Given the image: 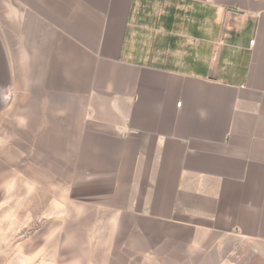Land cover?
I'll use <instances>...</instances> for the list:
<instances>
[{"label": "crops", "instance_id": "crops-1", "mask_svg": "<svg viewBox=\"0 0 264 264\" xmlns=\"http://www.w3.org/2000/svg\"><path fill=\"white\" fill-rule=\"evenodd\" d=\"M10 105L79 225L39 264H264V0H0Z\"/></svg>", "mask_w": 264, "mask_h": 264}, {"label": "rangeland", "instance_id": "rangeland-1", "mask_svg": "<svg viewBox=\"0 0 264 264\" xmlns=\"http://www.w3.org/2000/svg\"><path fill=\"white\" fill-rule=\"evenodd\" d=\"M12 113L11 105L0 111V264H39L45 242L59 245L62 239L49 238L50 232L53 236L79 225L58 217L62 209L71 220L76 218L68 211L66 185L61 188L70 176L59 173L58 165L47 166L48 159L30 154L28 142L22 141L27 135L13 125L18 118Z\"/></svg>", "mask_w": 264, "mask_h": 264}, {"label": "built area", "instance_id": "built-area-1", "mask_svg": "<svg viewBox=\"0 0 264 264\" xmlns=\"http://www.w3.org/2000/svg\"><path fill=\"white\" fill-rule=\"evenodd\" d=\"M254 44H255V41H251V42H250V45H251V46H254ZM178 106H181V104H179Z\"/></svg>", "mask_w": 264, "mask_h": 264}]
</instances>
